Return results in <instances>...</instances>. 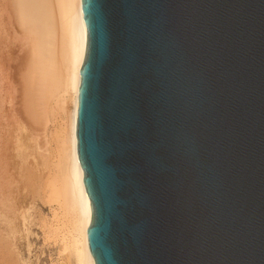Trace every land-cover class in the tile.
<instances>
[{
    "label": "water",
    "instance_id": "water-1",
    "mask_svg": "<svg viewBox=\"0 0 264 264\" xmlns=\"http://www.w3.org/2000/svg\"><path fill=\"white\" fill-rule=\"evenodd\" d=\"M80 8L94 264H264V0Z\"/></svg>",
    "mask_w": 264,
    "mask_h": 264
},
{
    "label": "bare ground",
    "instance_id": "bare-ground-1",
    "mask_svg": "<svg viewBox=\"0 0 264 264\" xmlns=\"http://www.w3.org/2000/svg\"><path fill=\"white\" fill-rule=\"evenodd\" d=\"M80 4L0 0V208H8L16 192H32L51 214L40 227L52 233L69 212L64 219L70 228L60 229L69 232L62 231L68 233L61 239L73 248L77 264H94L86 241L91 208L76 152L75 109L86 48Z\"/></svg>",
    "mask_w": 264,
    "mask_h": 264
},
{
    "label": "rangeland",
    "instance_id": "rangeland-1",
    "mask_svg": "<svg viewBox=\"0 0 264 264\" xmlns=\"http://www.w3.org/2000/svg\"><path fill=\"white\" fill-rule=\"evenodd\" d=\"M68 103H69L68 106L71 107V100ZM65 205L68 204L65 203ZM68 209L70 210V208H67L66 210L69 211ZM2 210L3 209L0 208V233H1L0 240H2L0 241V264H12V263L13 264H56V263L77 264L78 263L76 256L73 257L74 256V251L72 250L73 248L69 245L65 246L64 244L66 243L65 240L62 241L63 235L67 234L69 230L64 229L65 231L68 232L64 233L65 232L64 230H62L64 231L62 232L60 229L63 225L61 226V224L59 229H57L58 232L54 231V233H52L53 228L48 229V231H46L47 229L46 227H45L46 229L44 230H42L43 228L40 227V223L45 225L49 224L51 220L50 219L51 214L50 211H48L47 205L37 200L32 192L29 191L16 192L10 198L9 207L4 208L3 212ZM66 212L64 210L63 213ZM66 215H69V212H67ZM66 215L64 214V217L62 219L64 220V223L63 221L60 222L64 224L62 229L66 228V226L68 229L70 228L69 227L70 222L65 221L64 219L66 218L65 217ZM68 217L66 220L70 221V217L69 219ZM46 232L48 233L46 234ZM60 243L62 245H60ZM61 246L67 247L66 250L63 251L64 248H62ZM70 250H72L71 255L73 258H75L76 261H73L74 259L70 255Z\"/></svg>",
    "mask_w": 264,
    "mask_h": 264
}]
</instances>
